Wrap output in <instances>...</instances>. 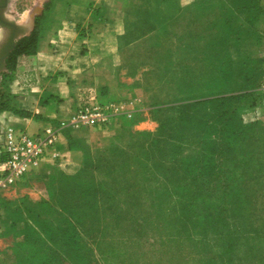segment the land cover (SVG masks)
<instances>
[{
    "label": "rangeland",
    "instance_id": "obj_1",
    "mask_svg": "<svg viewBox=\"0 0 264 264\" xmlns=\"http://www.w3.org/2000/svg\"><path fill=\"white\" fill-rule=\"evenodd\" d=\"M52 1L11 0L8 14L29 20L31 28L35 22L36 32ZM221 1L214 0L210 21L201 14L200 63L166 72L177 95L168 86L145 87L148 113L142 109L131 120L150 121L140 130L150 132L151 147L160 150L152 160L162 165L134 160L121 167L130 153L96 155L90 169L52 171L50 178H24L2 191L0 264H264V79L213 94L225 82H243L236 45L228 49V72L219 70L220 51L214 63L207 54L214 49L202 47L209 34L224 46L243 30L227 21ZM223 1L264 13V0H248V7L246 0ZM17 57L14 52L6 68ZM175 99L183 104L154 108ZM130 137L123 133V145Z\"/></svg>",
    "mask_w": 264,
    "mask_h": 264
},
{
    "label": "crops",
    "instance_id": "obj_2",
    "mask_svg": "<svg viewBox=\"0 0 264 264\" xmlns=\"http://www.w3.org/2000/svg\"><path fill=\"white\" fill-rule=\"evenodd\" d=\"M209 3L200 10L199 0H95L91 5L53 0L51 12L38 22L34 50L18 55L14 67L6 68L7 76H0V129L10 125L35 133L47 125L60 128V157L45 158L25 180L46 179L52 171L76 172L87 152L105 149L122 140L125 131L133 134L149 124L131 122L142 109L148 113L145 87L172 83L166 72L200 63V18L206 13L210 19L214 4ZM241 17L250 16L242 11ZM262 24L261 10L253 25L254 47L248 45L247 32L240 43V60L254 61L256 71H264ZM93 93L112 106L110 123L74 128L75 101Z\"/></svg>",
    "mask_w": 264,
    "mask_h": 264
},
{
    "label": "trees",
    "instance_id": "obj_3",
    "mask_svg": "<svg viewBox=\"0 0 264 264\" xmlns=\"http://www.w3.org/2000/svg\"><path fill=\"white\" fill-rule=\"evenodd\" d=\"M232 1H234V0H232ZM209 2H213L212 5L214 4V0H207L206 2L199 0V9H200V7L206 8L207 4H211ZM234 2H228V1H223L222 0L220 3L225 8H227V14H228V17H230L229 19H227V21H229V22L237 21V22H239L241 24L240 27L243 28V30L239 32L238 37L234 38L236 40V42L232 41V42H230L227 45L225 43L224 46H219V43L215 39V34H211V35L209 34V36L205 40V44L203 43V45H202V47L207 46V48L214 49V50H212V52L209 51L207 53L208 55L211 53L212 56H214V59H213L214 63H215V60L217 59L216 51H220V53L222 55L219 54L218 56H221V59H219V60L221 61V65L223 64V66L220 67L219 70H222V71H225V72L230 71V67H229L228 63H232V60H231L232 53L228 49H231L230 46L236 45V47H238V50H239V52H237V54H236L237 58H236L235 61L238 62V64L240 65V71H241L240 75H241V77L243 79V82L240 81V83H237L235 81H231L230 80L228 82H225V84L218 85L216 90L213 92V94H217V95L218 94L219 95L226 94V92H231L232 91V90H226V88H231L233 86H237L238 87L239 85L240 86L252 85L251 84L252 78L255 76L256 79L258 80L259 76H261L262 72H263V71H256L257 65H256V63L254 61L251 64H247L246 65V63H244L243 61L240 60V46H241L240 43L245 41V39H241V37H243V35H245V33L247 32L248 43H249V39H252V38L254 39V40L253 39L252 40L255 42V39H256L254 37L255 29H254L253 25L255 24V18L257 17L259 12L257 11L255 14H250V12H249L250 8L246 9V10H243V8H241L240 10H237L236 7L234 6V5H236V3H234ZM246 3H247L246 7H248L249 6L248 0H246ZM244 6L245 5L243 3L241 7H244ZM211 7L212 6H210L209 8L211 9ZM242 11L244 13L247 12L248 16H250V17L243 20L242 17H241V12ZM232 17H234V18H232ZM213 24H214V22H213ZM248 33H250L251 36H249ZM37 40H38V31H36V32L32 31L28 36H25L21 40H19V42L17 44V47H16L14 52L18 56V55H20L22 53H29V52L33 51L34 48L36 47ZM14 65H15V62L13 61L12 65L10 66V68L14 67ZM253 72H255V74ZM226 76H229V75H226ZM230 77H231V75H230ZM176 85L177 84L168 83L167 85H163V86H168V88H169L168 92L170 93V95L174 96V95H177V90L173 89L174 87H172V86H175V88H176ZM156 89H158L157 92L160 91L159 88H156ZM99 97H100V95H99ZM225 98H227V97H225V96L222 97L221 96L220 97V101H223V99H225ZM100 99H101V97H100ZM101 101H103V100L101 99ZM158 103L159 104H155L154 105L155 106L154 108L167 107V106L168 107H172V106H175V105L177 107L178 105H182L183 104V100L175 99V100H172L170 102H163V103L158 102ZM220 103H222V102H220ZM149 135H150L149 131H138V132L133 133V134L131 133V137H130L131 144L123 145V143H122L123 140H119L117 142H113L112 144H110L105 149H97V150H94V151H89L86 154V159H85L84 165L79 170L82 171V170L90 169L92 167L91 165L93 163H96V160H97L96 155H99V158L101 157L103 159H107V158H111L112 154H114L118 158L119 154H128V153H130L131 155L129 157H127V159H125V160L123 159V161L121 160L117 164L118 166H121V167L127 166V167H129V166L132 165L131 161H134V160L143 162L146 166H150L151 168H152V165L155 168L158 167L159 165L161 166L162 165L161 161L156 163V162H154L152 160V153H160V150H155V149H153L151 147L152 146L151 144L153 143V140H152V138L150 139V137H148ZM136 142L139 143L138 148H134L133 147L136 144ZM89 153H93L94 154V157H92L93 161L90 158ZM157 158H161V156H157ZM113 166L115 167L116 164H114ZM157 171H160V169L159 170L157 169ZM161 181H163V180L162 179L158 180V182H161Z\"/></svg>",
    "mask_w": 264,
    "mask_h": 264
},
{
    "label": "built area",
    "instance_id": "obj_4",
    "mask_svg": "<svg viewBox=\"0 0 264 264\" xmlns=\"http://www.w3.org/2000/svg\"><path fill=\"white\" fill-rule=\"evenodd\" d=\"M111 117L112 106L93 93L75 101L70 123L74 128H105ZM59 139L60 128L54 125L35 133L10 125L0 129V193L22 181L45 158L60 157Z\"/></svg>",
    "mask_w": 264,
    "mask_h": 264
},
{
    "label": "flooded vegetation",
    "instance_id": "obj_5",
    "mask_svg": "<svg viewBox=\"0 0 264 264\" xmlns=\"http://www.w3.org/2000/svg\"><path fill=\"white\" fill-rule=\"evenodd\" d=\"M10 5L11 0H0V59L3 60L4 68L8 65L19 40L29 35L35 26V22H33L34 25L31 28L29 20L24 22L15 20L8 14Z\"/></svg>",
    "mask_w": 264,
    "mask_h": 264
},
{
    "label": "water",
    "instance_id": "obj_6",
    "mask_svg": "<svg viewBox=\"0 0 264 264\" xmlns=\"http://www.w3.org/2000/svg\"><path fill=\"white\" fill-rule=\"evenodd\" d=\"M12 23V22H11ZM12 24H14V25H16L15 23H12ZM27 32V31H26ZM5 66L3 65V60L2 59H0V71L1 70H4L5 68H4Z\"/></svg>",
    "mask_w": 264,
    "mask_h": 264
}]
</instances>
